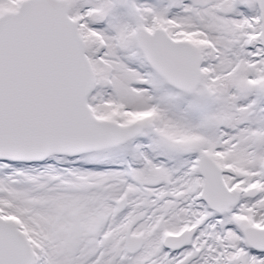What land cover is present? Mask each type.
<instances>
[{
    "label": "snow or ice",
    "instance_id": "obj_1",
    "mask_svg": "<svg viewBox=\"0 0 264 264\" xmlns=\"http://www.w3.org/2000/svg\"><path fill=\"white\" fill-rule=\"evenodd\" d=\"M0 264H264V0H0Z\"/></svg>",
    "mask_w": 264,
    "mask_h": 264
}]
</instances>
